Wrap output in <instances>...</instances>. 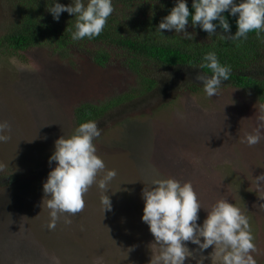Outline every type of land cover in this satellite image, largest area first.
Segmentation results:
<instances>
[{"label":"rangeland","instance_id":"374dc122","mask_svg":"<svg viewBox=\"0 0 264 264\" xmlns=\"http://www.w3.org/2000/svg\"><path fill=\"white\" fill-rule=\"evenodd\" d=\"M7 15V0H0V35ZM116 57L101 68L83 54L65 58L34 48L18 58L0 50V120L12 127L11 139L0 143V264H150L158 248L142 222V190L165 178L192 183L203 207L200 224L221 198L240 207L254 233V257L264 264V192L254 180L264 173V140L241 142L256 126L262 104L224 84L209 98L203 87L191 95L178 83L163 97L149 93L154 98L142 100L129 116L97 122V154L106 170L117 172L109 185L112 208L104 212L102 190L93 184L84 208L65 214L71 223L62 216L48 229L43 183L56 166L49 165L55 141L77 127L74 110L136 86ZM213 251L210 246L196 259L202 254L204 264H222Z\"/></svg>","mask_w":264,"mask_h":264},{"label":"clouds","instance_id":"9594fccd","mask_svg":"<svg viewBox=\"0 0 264 264\" xmlns=\"http://www.w3.org/2000/svg\"><path fill=\"white\" fill-rule=\"evenodd\" d=\"M191 7L194 11L190 13L187 0H176L155 31L162 35V30H175V33L182 34L183 39L193 41L195 33L186 30L190 20L194 29L199 27L208 33V37L217 35V28L230 33L229 20L223 15L227 12L237 17V31L234 35H218L220 39L235 42L246 40L248 33L253 31L257 38L264 33V0H192ZM47 11L57 22L61 13L74 15L75 30L71 39L79 41L86 37L94 38L104 30L114 12V5L113 0H88L87 4L83 0H71L69 5L52 0ZM198 68L211 72V75L204 72L196 77L209 98L218 95L223 81H228L232 72L230 65L220 63L215 51L205 53ZM256 121L252 131L245 133L242 143L254 146L264 140V105L256 112ZM11 130L9 121L0 120V143L11 139ZM101 132L95 120H87L80 123L69 137L63 135L55 141L49 165L55 162L56 166L43 183V204L47 198L49 230L56 227L62 216L65 223H71L65 214L74 215L84 208V196L93 184L102 190L104 212L111 210L109 185L117 172L115 169L106 170L103 158L97 154L94 141ZM101 172L103 177L97 180ZM254 180L257 191L264 192V173ZM142 199V222L148 225L154 237L151 246L158 248V254L152 256L150 264H185L186 259H196V254L203 253L210 246H214L211 256H218L222 264H257L249 218L228 199L217 200L207 210L208 215L202 224L198 223V213L203 207L190 181L181 183L175 178L155 180L151 188L142 190ZM189 242L198 247L190 250ZM205 259L207 257L199 255L196 264H204Z\"/></svg>","mask_w":264,"mask_h":264},{"label":"trees","instance_id":"16d2710c","mask_svg":"<svg viewBox=\"0 0 264 264\" xmlns=\"http://www.w3.org/2000/svg\"><path fill=\"white\" fill-rule=\"evenodd\" d=\"M58 2L69 5L71 0ZM83 2L87 4L88 0ZM175 2L113 0L114 12L104 30L94 38L73 41L75 16L64 12L59 21H55L47 11L52 0H7L11 17L7 15L8 21L0 35V50L18 58L25 57L34 48L65 58L83 54L92 57L101 68L112 63L115 54L118 56L116 60H123L124 67L135 80V88L113 94L105 102L79 105L74 110L77 127L87 120L103 123L107 119L129 116L141 106L142 100L154 98L155 95L148 96L149 93L157 92L161 95L158 97H163L167 95V92L162 94L164 89L173 92L172 86L178 83L187 85V94L201 92L202 85L196 77L204 72L211 75L210 70L198 68L203 55L209 51H215L220 63L232 68L229 80L223 81L224 85L252 93L264 105V33L257 38L253 31L248 33L246 40L235 42L220 39L218 35H234L237 31V17L225 12L223 15L229 20L230 33L217 28V35L208 37V33L199 27L194 29L189 20L186 30L195 33L193 41L183 39L182 34L173 30H162V36L155 30ZM187 2L191 13L194 11L192 0Z\"/></svg>","mask_w":264,"mask_h":264}]
</instances>
